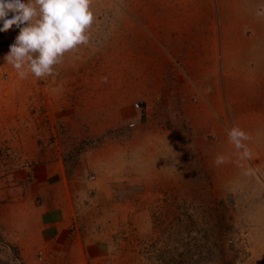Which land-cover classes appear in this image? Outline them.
Returning <instances> with one entry per match:
<instances>
[{"label":"rangeland","instance_id":"rangeland-1","mask_svg":"<svg viewBox=\"0 0 264 264\" xmlns=\"http://www.w3.org/2000/svg\"><path fill=\"white\" fill-rule=\"evenodd\" d=\"M207 3L215 6L189 0L188 10ZM92 10L89 55L103 70L102 48L112 46L118 71L122 21L152 30L154 0H92ZM202 29L200 39L208 41L211 32ZM224 32L215 58L187 62V70L173 63L160 94L130 104L134 119L96 135L111 149L90 160L118 174L112 197L124 203L106 207L104 251L113 264H264V38L249 29ZM234 127L249 136L242 142L247 157L229 140ZM217 156L226 162L217 164ZM15 161L0 157V178ZM16 255L0 236V264H19Z\"/></svg>","mask_w":264,"mask_h":264},{"label":"crops","instance_id":"crops-1","mask_svg":"<svg viewBox=\"0 0 264 264\" xmlns=\"http://www.w3.org/2000/svg\"><path fill=\"white\" fill-rule=\"evenodd\" d=\"M188 6L189 0H154L152 30L139 20L131 27L122 21L118 71L111 68L112 46L102 48L101 70L88 43L67 53L56 75L22 80L5 63L9 50L0 46V157L16 160L0 178V236L16 250L19 264H113L105 253L106 207L124 203L112 197L118 174L107 162L90 160L110 153L97 133L134 119L130 104L144 100L143 94H160L173 63L187 70V62L215 58L225 29H249L264 38V0H215L214 7L207 3L192 12ZM202 27L211 32L205 42ZM117 76L121 81H114Z\"/></svg>","mask_w":264,"mask_h":264},{"label":"clouds","instance_id":"clouds-1","mask_svg":"<svg viewBox=\"0 0 264 264\" xmlns=\"http://www.w3.org/2000/svg\"><path fill=\"white\" fill-rule=\"evenodd\" d=\"M94 22L92 0H0V32L13 26L19 29L5 63L22 80L29 74L37 80L54 76L67 53L89 43ZM228 135L236 148L243 150L242 157H247L242 142L249 136L235 127ZM215 162L224 163L226 157L217 156Z\"/></svg>","mask_w":264,"mask_h":264},{"label":"built area","instance_id":"built-area-1","mask_svg":"<svg viewBox=\"0 0 264 264\" xmlns=\"http://www.w3.org/2000/svg\"><path fill=\"white\" fill-rule=\"evenodd\" d=\"M8 18H11V14ZM2 24V23H1ZM3 25H1L2 27ZM2 34V35H1ZM19 34V29L13 26L6 32H0V46L4 47L5 49L9 50V46L14 43L16 36ZM134 107L139 109V104L135 103ZM132 126V124L130 125ZM39 257L42 258V254L39 253Z\"/></svg>","mask_w":264,"mask_h":264}]
</instances>
